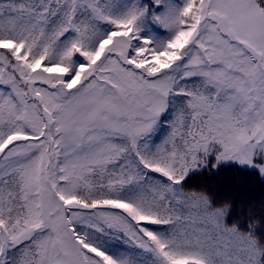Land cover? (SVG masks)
Masks as SVG:
<instances>
[{
  "label": "snow or ice",
  "instance_id": "1",
  "mask_svg": "<svg viewBox=\"0 0 264 264\" xmlns=\"http://www.w3.org/2000/svg\"><path fill=\"white\" fill-rule=\"evenodd\" d=\"M210 158L264 175V0H0V264H264Z\"/></svg>",
  "mask_w": 264,
  "mask_h": 264
},
{
  "label": "trees",
  "instance_id": "2",
  "mask_svg": "<svg viewBox=\"0 0 264 264\" xmlns=\"http://www.w3.org/2000/svg\"><path fill=\"white\" fill-rule=\"evenodd\" d=\"M154 31L160 35L164 34L160 28H154ZM187 83L191 84L193 81ZM184 99L181 96L170 98L172 108L167 114V119L172 118V112ZM167 131L166 125L161 126L152 137V143H159ZM213 159L210 158L207 166L191 171L183 182V188L206 192L213 207L228 205L225 223L228 226L236 225L244 232L251 231L259 243L264 245V178L257 170L235 162H221L213 168ZM118 243L115 240L110 241V250L119 249Z\"/></svg>",
  "mask_w": 264,
  "mask_h": 264
},
{
  "label": "rangeland",
  "instance_id": "3",
  "mask_svg": "<svg viewBox=\"0 0 264 264\" xmlns=\"http://www.w3.org/2000/svg\"><path fill=\"white\" fill-rule=\"evenodd\" d=\"M225 162H235V161H225ZM235 163H238V162H235ZM238 164H240V163H238ZM240 165H241V164H240ZM242 166L247 167V168H251V169H255V170H257L258 173L260 174L259 170H258L257 168H255V167H251V166H248V165H242ZM260 176L264 178V175H261V174H260ZM118 245H119V249H121V248L124 247V245H122V244H120V243H118Z\"/></svg>",
  "mask_w": 264,
  "mask_h": 264
}]
</instances>
